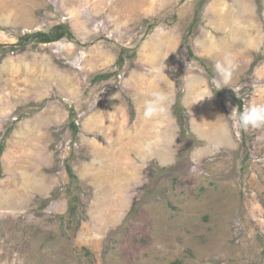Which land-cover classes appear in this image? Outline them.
Returning <instances> with one entry per match:
<instances>
[{
	"label": "rangeland",
	"instance_id": "rangeland-1",
	"mask_svg": "<svg viewBox=\"0 0 264 264\" xmlns=\"http://www.w3.org/2000/svg\"><path fill=\"white\" fill-rule=\"evenodd\" d=\"M59 23L72 39L20 42ZM251 103L264 0H0V264H264Z\"/></svg>",
	"mask_w": 264,
	"mask_h": 264
},
{
	"label": "clouds",
	"instance_id": "clouds-1",
	"mask_svg": "<svg viewBox=\"0 0 264 264\" xmlns=\"http://www.w3.org/2000/svg\"><path fill=\"white\" fill-rule=\"evenodd\" d=\"M238 67V63L231 58L230 54H226L222 60H218L214 64L216 78L210 81L212 89L219 90L224 86H229ZM164 68L160 70L163 71ZM212 96L213 92L210 89L193 103L203 100L205 97L211 99ZM147 97L144 101V118L152 120L161 117L167 111V95L163 91L153 90L147 93ZM235 118L242 130L264 128V103H251L243 109H238L235 113Z\"/></svg>",
	"mask_w": 264,
	"mask_h": 264
},
{
	"label": "trees",
	"instance_id": "trees-1",
	"mask_svg": "<svg viewBox=\"0 0 264 264\" xmlns=\"http://www.w3.org/2000/svg\"><path fill=\"white\" fill-rule=\"evenodd\" d=\"M63 37L72 39L71 29L66 23H59L56 24L54 27H52L51 30L48 32L36 31L32 33H26L20 37V42L27 43L29 41H35L36 43H51L58 41ZM119 61H122L121 57L119 58ZM110 75L111 73L99 74L95 76V80L107 79ZM72 127L76 128L74 123ZM1 152H2V145L0 146V154Z\"/></svg>",
	"mask_w": 264,
	"mask_h": 264
}]
</instances>
